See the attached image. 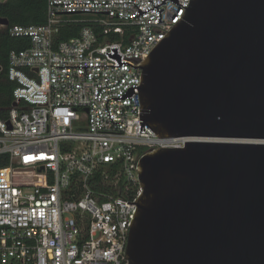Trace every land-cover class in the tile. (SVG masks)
Returning a JSON list of instances; mask_svg holds the SVG:
<instances>
[{
    "label": "built area",
    "instance_id": "obj_1",
    "mask_svg": "<svg viewBox=\"0 0 264 264\" xmlns=\"http://www.w3.org/2000/svg\"><path fill=\"white\" fill-rule=\"evenodd\" d=\"M132 2L153 8L148 0H47L44 24L0 25L30 40L9 55L8 79L17 87L0 118V165L8 162L0 168V264H129L138 162L154 150L184 148V138H158L146 125L138 133L137 88L130 99L108 100L138 87L141 68L90 66H117L105 55L111 48L120 62L139 65L190 0L157 7L162 23L156 9L136 17ZM71 25L82 26L78 36L59 40Z\"/></svg>",
    "mask_w": 264,
    "mask_h": 264
},
{
    "label": "water",
    "instance_id": "obj_2",
    "mask_svg": "<svg viewBox=\"0 0 264 264\" xmlns=\"http://www.w3.org/2000/svg\"><path fill=\"white\" fill-rule=\"evenodd\" d=\"M165 1L180 5L148 0ZM105 55L117 66L90 67L142 69L138 87L108 99L137 88L138 133L184 138L138 162L128 263L264 264V0H190L139 65Z\"/></svg>",
    "mask_w": 264,
    "mask_h": 264
},
{
    "label": "trees",
    "instance_id": "obj_3",
    "mask_svg": "<svg viewBox=\"0 0 264 264\" xmlns=\"http://www.w3.org/2000/svg\"><path fill=\"white\" fill-rule=\"evenodd\" d=\"M47 0H6L0 2V19L7 20L13 25H41L46 20ZM81 25H71L63 28L59 40H69L78 36ZM30 47L28 38H13L7 30H0V118H6L13 103V91L17 87L15 82L8 79L9 55L20 53ZM8 162L0 168L7 167Z\"/></svg>",
    "mask_w": 264,
    "mask_h": 264
},
{
    "label": "crops",
    "instance_id": "obj_4",
    "mask_svg": "<svg viewBox=\"0 0 264 264\" xmlns=\"http://www.w3.org/2000/svg\"><path fill=\"white\" fill-rule=\"evenodd\" d=\"M5 2V1H4Z\"/></svg>",
    "mask_w": 264,
    "mask_h": 264
}]
</instances>
